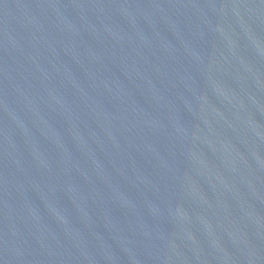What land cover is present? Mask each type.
I'll return each instance as SVG.
<instances>
[{"label":"water","instance_id":"1","mask_svg":"<svg viewBox=\"0 0 264 264\" xmlns=\"http://www.w3.org/2000/svg\"><path fill=\"white\" fill-rule=\"evenodd\" d=\"M0 264H264V0H0Z\"/></svg>","mask_w":264,"mask_h":264}]
</instances>
